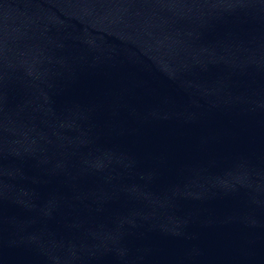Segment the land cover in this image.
I'll return each mask as SVG.
<instances>
[{
  "label": "water",
  "instance_id": "obj_1",
  "mask_svg": "<svg viewBox=\"0 0 264 264\" xmlns=\"http://www.w3.org/2000/svg\"><path fill=\"white\" fill-rule=\"evenodd\" d=\"M0 264H264V0H0Z\"/></svg>",
  "mask_w": 264,
  "mask_h": 264
}]
</instances>
